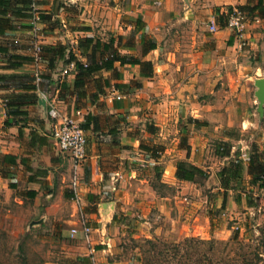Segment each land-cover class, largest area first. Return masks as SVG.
<instances>
[{
    "label": "crops",
    "instance_id": "obj_1",
    "mask_svg": "<svg viewBox=\"0 0 264 264\" xmlns=\"http://www.w3.org/2000/svg\"><path fill=\"white\" fill-rule=\"evenodd\" d=\"M258 1L32 0L30 9L39 17L36 39L29 21L15 22L0 35V52L26 60L15 67L0 65V77L50 79L33 81L34 92L0 88V159L13 161L0 174L26 185L25 196L34 193L31 200L69 203L74 220H66L72 223L68 236L83 245L81 260L108 264L121 229L134 239L176 235L171 228L183 209L175 216L178 194L199 177L177 179L176 164L204 172L208 161L219 158L210 155L211 138L226 140L233 128L257 133L260 125L250 108L255 113L253 80L264 77V17L258 10H243L238 32L220 26L216 18L228 8L232 12ZM85 38L92 40L87 48ZM95 41L108 45L109 53L141 63H114L95 74L102 94L89 79L76 95L72 63L50 72L45 62L33 60L36 42L39 47L67 45L76 60L87 64L103 54L99 48L91 51ZM38 95L46 106L54 105L82 125L86 145L78 202L68 187L71 159L50 136ZM17 96L26 98L20 108L24 123V116L5 114L6 101ZM182 200L187 213L196 204ZM108 201H114V209L102 224L97 207ZM126 218L146 227L136 234ZM81 219L90 229L88 243L80 232ZM71 229L76 230L72 236Z\"/></svg>",
    "mask_w": 264,
    "mask_h": 264
},
{
    "label": "rangeland",
    "instance_id": "obj_2",
    "mask_svg": "<svg viewBox=\"0 0 264 264\" xmlns=\"http://www.w3.org/2000/svg\"><path fill=\"white\" fill-rule=\"evenodd\" d=\"M250 113L255 115L252 107ZM259 125L256 134L254 130L241 134L233 128L226 140L211 138L210 155L218 156L216 145L221 141L226 145V159L219 155L217 161H208L204 175L195 178L185 194H178L175 216L183 209L171 228L176 235L134 239L121 229L113 251L107 254L108 264H194L196 259L200 264H264V189L249 183L244 164L253 150L264 164V114ZM232 161L240 162L241 176L231 180L228 189L219 186L216 176L217 185L207 183L212 173ZM12 179L0 174V264H83V245L68 236L72 223L66 220H74L69 203L31 200L25 196L26 185ZM182 198L196 203L188 213ZM41 217L45 221L40 226L25 232L30 221ZM127 221L136 234L137 228L146 227L135 219Z\"/></svg>",
    "mask_w": 264,
    "mask_h": 264
},
{
    "label": "trees",
    "instance_id": "obj_3",
    "mask_svg": "<svg viewBox=\"0 0 264 264\" xmlns=\"http://www.w3.org/2000/svg\"><path fill=\"white\" fill-rule=\"evenodd\" d=\"M261 0H259L255 6L253 7H239L240 11H253L258 10V14L264 17V5L261 4ZM32 4V0H0V35L7 30L13 29L16 25L15 22L21 21H29L32 18V14L30 6ZM231 13V8L227 9L225 15L219 14L216 18L217 22L220 26H226V21L228 15ZM42 21H46V18L42 15H39ZM39 18V17H38ZM82 43L87 47H89L92 43L90 38L83 39ZM100 49L102 51V55L98 59L92 58L90 63H81L76 60L74 54L71 53L70 49L67 45L56 44L54 46L48 47H39L40 51V61L46 63V67L50 72H60L64 67H67L70 63L73 65L74 79H73V89L75 90L76 95L82 94V90L85 88V85L92 79L95 74L100 72L101 70H108L113 68V64L117 63L118 65H122L125 63H133V64H141L137 60H127L122 57H119L115 54L109 53L108 45L101 44L98 41H95L92 44V50ZM2 53V52H1ZM5 54V53H4ZM6 55V54H5ZM32 61V59H27ZM26 61L25 59L18 56H9L6 55V59L4 65L8 67L18 66L21 62ZM144 65H149L148 63H143ZM56 69V70H55ZM39 78H47L46 76H40ZM50 80V79H49ZM95 83L96 90L98 94H102L103 91L101 89L100 79H92ZM35 81L34 75H26L17 77L15 80H7L4 77H0V88H11L17 89L24 92H34L36 90V85L33 83ZM52 81V80H51ZM50 81V82H51ZM34 99V97H29ZM25 97L17 96L10 98L4 104L5 114L7 116L15 119L16 117H23L22 122L24 123L27 119H25V113L20 111V108H23ZM27 102V101H26ZM29 102V101H28ZM14 121V120H13ZM82 128V125H81ZM83 129V128H82ZM34 136L33 133H31ZM217 150L219 155H225L226 145L224 142H218ZM225 151V152H224ZM13 161L11 158L7 156L1 157L0 166L2 167L0 171H3L4 165L9 166ZM246 168V174L250 177L249 183L251 185L256 186L259 189H264V164L260 160L259 154L257 151L253 150L250 152L247 160L244 162ZM241 164L240 162H230L229 166L226 168H221L219 171L215 173L217 179H219V186L223 189H228L229 182L231 180L237 179L241 176ZM194 174L204 175V173L186 163L179 162L176 164V172L175 175L179 180L190 181ZM29 194V195H28ZM29 198H32L34 193H27ZM83 264H89L87 261H83ZM154 264V263H150ZM194 264H200V260L196 259Z\"/></svg>",
    "mask_w": 264,
    "mask_h": 264
},
{
    "label": "built area",
    "instance_id": "obj_4",
    "mask_svg": "<svg viewBox=\"0 0 264 264\" xmlns=\"http://www.w3.org/2000/svg\"><path fill=\"white\" fill-rule=\"evenodd\" d=\"M241 15L232 11L226 21V26L229 27L234 32H238L241 25ZM39 22V18L36 14H33L32 18L29 20L31 27V34L36 39L37 28L35 24ZM213 27L210 30L213 31ZM36 41V40H35ZM40 51L39 45L35 42L33 44V60L37 63L40 61L39 58ZM6 55L0 52V65L4 64ZM71 65V64H70ZM66 71L63 70L61 74ZM35 80L38 81V75H34ZM47 117L49 122V132L52 139L55 141L59 150L67 154L71 159V171L69 176L68 187L72 192V198L75 202L79 200V186H80V167L85 159V135L83 129L81 128L80 121L75 117H70L67 115H62L54 105L47 106ZM80 232L85 242L88 243L90 229L84 225L81 219ZM76 233L75 229L70 230V235L72 236Z\"/></svg>",
    "mask_w": 264,
    "mask_h": 264
},
{
    "label": "water",
    "instance_id": "obj_5",
    "mask_svg": "<svg viewBox=\"0 0 264 264\" xmlns=\"http://www.w3.org/2000/svg\"><path fill=\"white\" fill-rule=\"evenodd\" d=\"M253 97L255 99V115L258 123H260L263 117V105H264V77L256 78L253 80ZM36 104L41 109L43 118L48 122L47 106L45 99L42 95L36 97ZM210 185H217V180L214 175H211L207 181ZM114 201H108L98 204L97 211L101 218L102 224L108 221L110 213L114 209ZM44 222V218L41 217L37 220L30 221L25 228V232H28L31 228L40 226ZM42 264H57V263H42Z\"/></svg>",
    "mask_w": 264,
    "mask_h": 264
}]
</instances>
